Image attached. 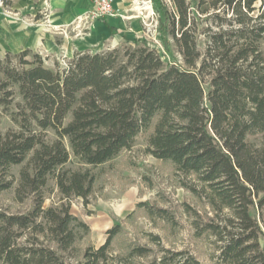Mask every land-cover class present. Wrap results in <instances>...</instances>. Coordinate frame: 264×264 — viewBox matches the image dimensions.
Here are the masks:
<instances>
[{
	"label": "trees",
	"instance_id": "1",
	"mask_svg": "<svg viewBox=\"0 0 264 264\" xmlns=\"http://www.w3.org/2000/svg\"><path fill=\"white\" fill-rule=\"evenodd\" d=\"M153 1L170 60L144 36L76 50L54 67L30 48L0 58V106L16 125L0 131V195L17 180L14 200L28 205L0 207V263L138 264L153 255L148 264H203L158 237L160 255L138 243L116 254L119 223L99 247L78 248L91 227L71 212L73 199L89 203L97 169L153 125L146 150L170 161L204 205L205 221L184 210L199 234L214 236L218 264H264V0ZM200 14L217 26L199 30ZM72 156L81 167L66 166Z\"/></svg>",
	"mask_w": 264,
	"mask_h": 264
},
{
	"label": "rangeland",
	"instance_id": "2",
	"mask_svg": "<svg viewBox=\"0 0 264 264\" xmlns=\"http://www.w3.org/2000/svg\"><path fill=\"white\" fill-rule=\"evenodd\" d=\"M14 1L17 3L20 0ZM25 1L27 2V0ZM165 1L171 8L173 7L172 0ZM2 7L4 11L6 8H10L0 2V11H3ZM155 7L154 5L156 12L154 19L158 20L157 31L152 29L147 31L142 22L141 31L146 33H134L133 37H146L151 45L159 49L166 60H170L171 55L165 50L161 40L159 15ZM195 21L199 30L207 25L216 27L218 23V20H206L205 15L202 14L198 15ZM69 34L80 38L86 37L87 33ZM58 35L59 33H54L55 41L59 43L60 37ZM170 39L171 49L181 59V54L173 39ZM202 39L203 35L200 36V41ZM123 45V40L116 45L104 42L91 46L90 50L93 52L107 51ZM41 54L45 57V64L49 67H54L57 60L63 63L65 58H69L63 52L55 54L46 50ZM70 118L71 115L67 121ZM15 127L16 125L10 115L4 112L0 106V131L5 132L9 128ZM152 130L153 125L148 131L138 135L131 149L122 150L115 158L97 169L98 178L89 203H85L81 197L73 199L71 212L86 221L91 227L90 234L78 242V248L82 252L89 245L99 247L106 241L108 230L119 223L122 232L113 243V251L116 254H126L132 244L138 243L153 248L154 253L160 255V246L155 242V237H158L157 241L168 249L186 250L195 255L203 264H218L216 256L218 250L214 236L206 233L199 234V229L193 223L194 216H190L184 210V204H190L199 211L201 217L198 219L205 221L207 210L204 205L181 185L180 175L177 174V170L170 161L156 158L146 150L147 137ZM48 136L52 139L55 134L50 131ZM81 165L72 156V160L66 166L78 168ZM21 167L22 165L13 166L12 173L15 178L19 177ZM16 185L17 180L14 188L4 191L0 195V207L9 208L11 211H23L28 207L27 204H18L14 200ZM49 203L50 198L46 201V204ZM139 203L146 205L142 206ZM159 208H163L165 211L160 213ZM152 257L153 255L134 261L138 264H148Z\"/></svg>",
	"mask_w": 264,
	"mask_h": 264
},
{
	"label": "crops",
	"instance_id": "3",
	"mask_svg": "<svg viewBox=\"0 0 264 264\" xmlns=\"http://www.w3.org/2000/svg\"><path fill=\"white\" fill-rule=\"evenodd\" d=\"M131 5V0H116L115 6L123 16H108L86 27L77 23L76 17L92 7V0H13L7 5L10 8L4 11L2 7L0 11V58L9 51L16 53L26 48L40 53L63 52L71 57L76 50H88L100 43L116 45L125 38L143 37H133L142 32L143 23ZM54 33H59V43ZM69 33L87 34L77 38Z\"/></svg>",
	"mask_w": 264,
	"mask_h": 264
},
{
	"label": "built area",
	"instance_id": "4",
	"mask_svg": "<svg viewBox=\"0 0 264 264\" xmlns=\"http://www.w3.org/2000/svg\"><path fill=\"white\" fill-rule=\"evenodd\" d=\"M116 0H92V7L77 15L76 22L80 25L90 27L94 21L108 16H123L121 9L115 6ZM4 3L3 0H0ZM131 9L136 11V15L142 19L147 31L151 29L157 31L158 20H155L153 0H131ZM155 21V22H154Z\"/></svg>",
	"mask_w": 264,
	"mask_h": 264
}]
</instances>
